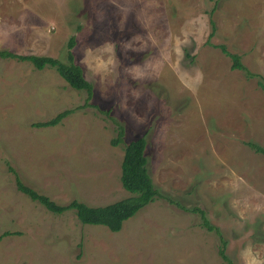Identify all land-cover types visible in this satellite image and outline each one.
I'll list each match as a JSON object with an SVG mask.
<instances>
[{"label": "rangeland", "instance_id": "obj_1", "mask_svg": "<svg viewBox=\"0 0 264 264\" xmlns=\"http://www.w3.org/2000/svg\"><path fill=\"white\" fill-rule=\"evenodd\" d=\"M72 37L88 102L54 68L0 57V264H226L163 198L112 232L49 212L10 169L58 204L108 205L131 196L112 141L143 135L157 190L204 209L233 264H264V155L248 145L264 147V90L220 48L264 77V0H0V51L67 63Z\"/></svg>", "mask_w": 264, "mask_h": 264}, {"label": "trees", "instance_id": "obj_2", "mask_svg": "<svg viewBox=\"0 0 264 264\" xmlns=\"http://www.w3.org/2000/svg\"><path fill=\"white\" fill-rule=\"evenodd\" d=\"M213 33L216 29L215 23L211 21ZM211 33L210 37L213 36ZM76 45V37H72L68 44V62L63 63L60 60L47 56L19 55L10 51H0L1 58H11L20 61L31 62L36 69L43 70L46 67L54 68L57 73L75 90L86 91L88 94L87 102L93 96L94 86L85 77V72L81 66L75 63L73 48ZM221 50L233 61L232 69L244 71L249 78L259 79L258 84L264 90V77L250 72L242 63L240 56L227 51L224 46H220ZM90 105V104H89ZM84 107V106H83ZM74 110H66L58 114L55 118L34 124L36 127H53L59 125ZM122 144L124 147V157L121 164V183L123 188L128 191L131 196L117 202L104 205L92 206L83 201L73 200L66 205H61L51 200L48 196L38 193L33 188L24 184L20 175L16 170L11 169L15 174L17 189L29 196L32 200L37 201L44 206L49 212L62 215L68 211H74L77 218L82 224L104 226L112 232L122 230L124 223L136 216L142 209L153 203L156 198H163L176 206L198 214L202 221V226L210 232H215L220 238L221 247L219 254L226 264H233L225 253L227 242L222 237V232L211 224L207 218V212L200 207L187 209L167 197L163 196L155 187L153 179L148 168V158L146 155L147 139L140 136L129 143H125L121 138L114 139L113 145ZM256 153L264 155V147L257 143H248Z\"/></svg>", "mask_w": 264, "mask_h": 264}, {"label": "crops", "instance_id": "obj_3", "mask_svg": "<svg viewBox=\"0 0 264 264\" xmlns=\"http://www.w3.org/2000/svg\"><path fill=\"white\" fill-rule=\"evenodd\" d=\"M27 48V47H26ZM6 64H8V63H6Z\"/></svg>", "mask_w": 264, "mask_h": 264}]
</instances>
